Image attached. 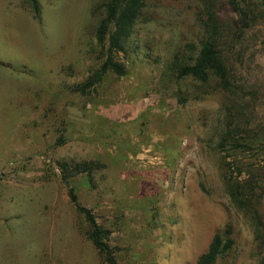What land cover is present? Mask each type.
Returning a JSON list of instances; mask_svg holds the SVG:
<instances>
[{
	"label": "rangeland",
	"instance_id": "obj_1",
	"mask_svg": "<svg viewBox=\"0 0 264 264\" xmlns=\"http://www.w3.org/2000/svg\"><path fill=\"white\" fill-rule=\"evenodd\" d=\"M103 1L35 0V14L0 0V264H106L69 186L118 264H196L226 224L234 244L216 264H264V190L255 222L224 186L240 171L264 187V0H239L253 22L222 44L236 94L170 68L199 47L202 0H146L115 56L125 72L82 90L105 59ZM210 1L220 31L235 33L229 0ZM227 126L235 150L219 148ZM82 161L91 175L64 180L59 164Z\"/></svg>",
	"mask_w": 264,
	"mask_h": 264
},
{
	"label": "trees",
	"instance_id": "obj_2",
	"mask_svg": "<svg viewBox=\"0 0 264 264\" xmlns=\"http://www.w3.org/2000/svg\"><path fill=\"white\" fill-rule=\"evenodd\" d=\"M31 3L34 13L38 12V4L35 0H28ZM203 7L198 14V21L203 30L199 40V47L194 55H190L187 61H180L178 54L173 55L170 68L179 76L190 75L194 79L207 82L211 76H214L219 85L228 93L236 94L237 86L234 85L232 73L228 68V61L225 58L222 44L234 39H239L237 35L245 32L252 24L254 15L248 4L242 5L239 0H229L232 5V21L234 23L235 33L221 30L217 12L212 8L210 0H202ZM146 0H104L101 3L102 17L98 21L95 35L97 42L104 50L105 59L99 69L95 70L86 81L81 84L84 90L97 81H99L106 70L111 69L117 74H123L125 68L123 64L115 59L118 52H126L129 42L134 37L137 23L144 15ZM264 16V8L262 10ZM238 24V25H237ZM241 36V35H240ZM227 44V43H226ZM241 90V89H240ZM237 130L228 127L220 133L219 148L229 149L230 143L232 149L241 147L242 143L234 137ZM61 171L66 173L64 180L76 175L77 173H86L91 175L95 168L93 162L82 161L74 164L61 162L59 164ZM228 172V170H227ZM233 172L225 175L224 186L232 204L249 215L255 222L258 220L257 201L260 198L264 187L255 181L244 183ZM68 196L76 209L84 215L87 223V235L97 248L102 260L106 264H118L113 254V250L104 241L108 237V230L101 227L95 221L91 210L81 205L77 200L75 188L68 187ZM234 244L232 227L226 224L220 229L215 230L210 244L197 259L196 264H216L218 259L224 256Z\"/></svg>",
	"mask_w": 264,
	"mask_h": 264
}]
</instances>
